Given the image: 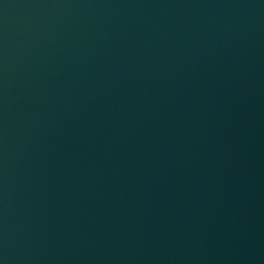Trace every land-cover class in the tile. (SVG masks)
Instances as JSON below:
<instances>
[{
	"label": "water",
	"instance_id": "obj_1",
	"mask_svg": "<svg viewBox=\"0 0 264 264\" xmlns=\"http://www.w3.org/2000/svg\"><path fill=\"white\" fill-rule=\"evenodd\" d=\"M0 264H264V0H0Z\"/></svg>",
	"mask_w": 264,
	"mask_h": 264
}]
</instances>
